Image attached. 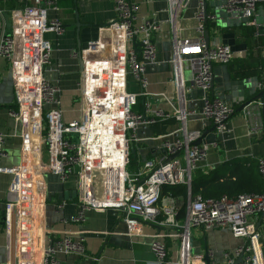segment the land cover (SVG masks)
Here are the masks:
<instances>
[{
    "label": "built area",
    "instance_id": "1",
    "mask_svg": "<svg viewBox=\"0 0 264 264\" xmlns=\"http://www.w3.org/2000/svg\"><path fill=\"white\" fill-rule=\"evenodd\" d=\"M185 1L167 0V21L173 35L171 64L177 77L179 104L171 112L160 107L153 109L148 100L143 101L140 111L134 109L137 97L151 98V93L147 91L145 65L156 59L155 35L161 30L160 20L153 15L138 16L135 0H113L115 19L100 25L98 37L82 49L83 71L78 86L83 100L85 68L92 60L91 54L100 47L101 53L103 49H108L110 53L109 45L114 38L121 41L119 46L123 50L120 106L125 107V111L119 130L108 134L112 147L99 153V148L94 150L93 147L101 145L102 140L93 141L98 136L90 132L92 120H89L88 112L92 115V110H86L83 101L79 118L64 121L59 107L61 90L43 75L44 66L50 62L52 52L50 42L44 38V31L61 35L65 30L59 18H48L47 10L55 9L57 0H17L20 8L10 12L9 30L0 31V57L7 59L10 64L15 94V109L10 111V115L19 121L22 139L20 160L13 170L0 215L7 241V261L0 264H65L58 259V254L86 255L83 234L46 228V184L43 177L47 173H53L60 183L72 175L75 177L76 211L61 217L59 221L62 223H84L87 210L112 208L120 211L128 235H132L143 222L164 224L174 229L168 235L180 240L179 258L174 264H206L203 253L192 251L193 228L209 230L227 227L231 235L242 239V243L233 251L224 253L225 263L264 264L259 231L253 221L264 212V188L259 192L239 193L235 197L224 194L218 199L188 196V189L191 190L194 173L200 163L210 149L219 147L217 136L230 131L228 120L235 106L211 94L214 77L212 64L228 63L233 58L230 46L220 39L205 42V22L208 20L213 24L217 20L216 13H208L204 9L206 0H196V35L193 38L180 37L175 24ZM257 5L264 6V0H224L218 8L233 14L236 19L248 18L245 24L251 26L255 24L253 14ZM101 53L95 60H105L106 55ZM72 56H78V52L74 51ZM185 61L191 66L190 88H197L202 93L201 106L197 111L188 109L184 104L188 89L182 76V63ZM127 76H131L140 88L139 93L127 90ZM255 108L252 103L243 108L245 118L251 120ZM191 115L199 116L203 123L200 129H188L187 119ZM171 119L177 123L171 132L157 137L138 135L140 127ZM209 125L214 126L215 142L195 144L194 141ZM258 125L252 126L250 134L256 132ZM5 138L0 132V161L7 156L3 146ZM143 139L158 141L153 147L158 154L141 159L137 166L131 168L129 142L137 145ZM161 149L164 151L162 154ZM174 154L177 155L170 157ZM257 159L258 171L264 182V157ZM31 182L42 185L44 194L41 201L31 199L33 191L28 187ZM164 185H184L186 203L171 194H161ZM63 206L64 202L57 204L58 209ZM180 210L182 216L178 218ZM32 217L39 218L42 223L38 242H33L25 249V254H17V249L12 253L11 234L17 232L14 240L18 244L24 230L32 227L29 221ZM148 246L157 262L163 264L167 259L165 240L154 237ZM207 255L211 256L209 251Z\"/></svg>",
    "mask_w": 264,
    "mask_h": 264
},
{
    "label": "crops",
    "instance_id": "2",
    "mask_svg": "<svg viewBox=\"0 0 264 264\" xmlns=\"http://www.w3.org/2000/svg\"><path fill=\"white\" fill-rule=\"evenodd\" d=\"M138 4V16L148 17L153 15L155 19L160 20V31L155 35V44L157 48L156 59L152 63L145 65V75L148 81L147 91L151 93L150 97H137L135 106L136 111L142 109V103L145 100L150 101L152 108H163L167 112L174 110V106H178V85L176 84V73L172 67V29L167 21L169 12L167 10V0H135ZM219 0H207L206 9L208 13L215 12V2ZM196 0H187L180 7L179 15L175 26L178 29L180 37L193 38L196 35L195 11ZM20 8L17 0H0V14L9 13ZM254 10V16H259L261 26L264 27V6L257 5ZM48 18H59L65 25V30L61 35L55 32L44 31V38L50 42L51 58L50 62L44 66L43 75L55 83L60 88V105L64 121L78 119L81 113V89L78 83L81 79V71L78 66V57L72 56L74 51L82 50L89 41L98 37V28L102 24H106L115 19L116 13L113 9V0H57L55 9H48ZM2 16V15H1ZM11 16V14H10ZM1 21L0 31H8L6 27L7 21L3 17ZM140 20V18H138ZM219 18L214 22L215 26L209 32V40L220 39L223 43L230 46L233 52V58L228 63H214L213 83L211 94L218 95L227 103L235 106L233 115L228 120L229 132L217 136L220 142L219 147L210 149L206 158L200 163L198 172L207 173L217 167L222 166L223 172L231 170L237 166V158L264 157V94L261 100H256L252 104L254 109L251 120L245 118L243 110H237L240 101L233 95L232 81L240 80L243 84L250 85L254 81L256 91L264 89V44L252 45L251 48L246 46L243 40L242 27L245 19H235L232 24L218 23ZM10 24V17L8 19ZM76 22L79 23L77 30ZM233 27V29H232ZM256 34L264 37V33ZM232 29V30H230ZM239 41H238V40ZM241 39V40H240ZM121 41L117 38L110 43V53L108 49L104 51L101 47L91 54L92 60L88 62L86 69L84 106L88 112L89 120L91 119V127L100 123L102 115L110 116L119 112L125 107L121 105V59L122 49L119 46ZM252 43V42H251ZM101 53L106 55L104 59L95 60ZM100 55V56H101ZM262 60L257 63L258 66H251L256 60ZM243 60V62H242ZM252 63L251 65H249ZM244 65L242 76L234 75L231 71L233 65ZM240 68V66H235ZM182 76L185 85L189 89L191 66L187 61L182 63ZM102 75L108 78L103 79ZM100 78H99V77ZM252 81V82H251ZM125 87L132 93H139L140 88L136 85L131 76H127ZM186 91L184 104L190 110H195L201 106L199 89H191ZM89 98L87 102L86 98ZM15 109V94L13 89L12 71L7 59L0 57V132L6 138L4 147L7 156L0 161V215L3 212L9 182L12 177L13 170L17 168L20 160L22 139L20 137V123L10 115V111ZM188 129L197 130L203 125L198 115H191L187 119ZM258 125L256 132L250 134L253 125ZM177 127L174 120L159 121L156 124L140 127L138 135L140 137L159 136L171 132ZM209 125L207 128H210ZM204 129V130H205ZM91 134H95L93 141L100 138L101 145L93 147L99 153L110 149L108 137L115 132L112 129L106 130H90ZM158 141L143 139L137 145V154L139 158L137 163L147 155L154 156L158 151L153 149ZM164 151L161 149L160 153ZM159 153V154H160ZM137 163L135 166H137ZM225 165V166H224ZM25 178V176H24ZM23 178V180H24ZM26 181V178H25ZM46 205L44 209V221L47 229L58 231H75L80 232L86 239V255L79 257L73 254L61 255L60 259L65 264H159L156 256L150 250L148 243L154 237L163 239L167 246V259L163 264H174L179 258L180 240L177 237L170 236L174 229L164 224L159 225L151 222H143L138 226L132 235L127 234L125 221L122 219L120 211L106 208L105 210L89 209L85 214L84 223L59 221L61 217L73 214L76 211V182L72 175L65 182L60 183L53 173H47L46 180ZM33 191L31 199L33 201H41L44 192L43 187L39 183H30L28 187ZM41 188V189H39ZM64 202L63 208L58 209L57 204ZM22 215V214H21ZM20 215V218H21ZM19 218V219H20ZM30 229L24 230L23 238L17 244V254H25L33 242H38L37 237L40 235L42 223L37 217L29 219ZM255 227H257L260 235L261 250L264 255V215H258L253 219ZM40 222V225L38 224ZM12 236V234H11ZM11 238V237H10ZM192 251L203 253L208 257L209 262L206 264H226L225 252H231L242 243L241 238H235L231 235L229 228L219 227L216 229H199L191 230ZM6 235L2 223L0 222V263L6 260ZM12 241H10V244ZM24 250H23V249ZM209 251L210 257L207 255Z\"/></svg>",
    "mask_w": 264,
    "mask_h": 264
},
{
    "label": "trees",
    "instance_id": "3",
    "mask_svg": "<svg viewBox=\"0 0 264 264\" xmlns=\"http://www.w3.org/2000/svg\"><path fill=\"white\" fill-rule=\"evenodd\" d=\"M205 28L211 32L215 23L210 21L205 22ZM217 27V26H216ZM243 40H241L249 48L252 45L264 44V37L256 34V28L254 25L251 26H241ZM233 29V27H232ZM230 29V30H232ZM238 40V39H237ZM239 41V40H238ZM252 42V43H251ZM262 62V60H256L255 63H250L249 65L256 67L257 63ZM243 62V60H242ZM235 66H240L236 68ZM244 65L234 64L231 71L234 72L236 76H242L244 72ZM149 155H147L148 157ZM139 158L137 150L135 153L129 156L130 167H135L137 159ZM237 166L233 167L231 170L223 172V165L208 171L207 173L198 172L195 173L192 184H191V196H201L202 198H213L218 199L221 195H227L228 197H235L239 193H252L262 191L264 188L263 179L258 171V159L250 157H239L237 158ZM225 166V165H224ZM161 194H171L175 199L185 204L186 199V188L184 185L180 186H169L164 185ZM182 216V210L177 214L179 218Z\"/></svg>",
    "mask_w": 264,
    "mask_h": 264
},
{
    "label": "water",
    "instance_id": "4",
    "mask_svg": "<svg viewBox=\"0 0 264 264\" xmlns=\"http://www.w3.org/2000/svg\"><path fill=\"white\" fill-rule=\"evenodd\" d=\"M223 2H224V0H219V1L215 2V7H216L215 13H216L217 18H219L218 23H225V24L230 23V24H232V22L236 19L234 17V15L233 14L231 15V14L223 11V9L218 8ZM206 3H207V0L204 1V4H203V7L205 10H206ZM1 17H3L4 20L7 21L6 27H9L10 24L8 22V19L10 17V14L7 12L0 14V27H1V21H2ZM247 20H248V18H245V21H247ZM241 21L243 22L244 19H241ZM254 23L256 24L258 33L263 34L264 33V27L261 26V19L259 18V16H254ZM75 26L77 27V30H78L79 23L76 22ZM204 37H205V42L208 43L209 32L207 29L204 32ZM77 44H78V56H77L78 57V66H79V69L82 73V71H83V69H82L83 68V59H82V55H81L82 50L79 49V41L77 42ZM256 82L257 81H254L250 85L246 86L240 80L234 79V81H232L233 95H235L236 98H238V101H240V103H241L240 106L237 108V110L240 111L243 108H245L247 105L253 103L254 101L262 99L263 94H264V89L256 91V85L258 84ZM213 130H214V126H211L210 128L202 131L201 136L199 138H197L196 141H194L195 144H197V143H205V144L214 143L216 138H215V135L213 133ZM129 143H130V153L133 154V153H135V150H136L135 144L132 142H129ZM176 155L177 154H174L170 157H174ZM46 177H47V174L44 175L43 179L46 180ZM190 195H191V190L189 188L188 189V196H190ZM261 215H264V212ZM205 261H206V263L209 262V259L207 256H205Z\"/></svg>",
    "mask_w": 264,
    "mask_h": 264
},
{
    "label": "bare ground",
    "instance_id": "5",
    "mask_svg": "<svg viewBox=\"0 0 264 264\" xmlns=\"http://www.w3.org/2000/svg\"><path fill=\"white\" fill-rule=\"evenodd\" d=\"M99 77V76H98ZM100 78V77H99ZM102 78H108L106 75H102ZM87 89L84 90L86 92ZM87 102L89 101V98H86ZM125 109H121L119 112H116L113 115L106 116L102 115V118L100 119V123L96 124L95 126L91 127V130H106V129H112L115 132L119 130V127H121V121L124 115Z\"/></svg>",
    "mask_w": 264,
    "mask_h": 264
},
{
    "label": "rangeland",
    "instance_id": "6",
    "mask_svg": "<svg viewBox=\"0 0 264 264\" xmlns=\"http://www.w3.org/2000/svg\"><path fill=\"white\" fill-rule=\"evenodd\" d=\"M84 98V97H83ZM83 99H81V96H80V103H81V105H83ZM136 149H137V146H136ZM132 168V167H131ZM195 174V173H194ZM14 232V234L12 235V245H11V251H12V253H15V251H16V247H17V241H15L14 240V235H16L17 234V232L16 231H13Z\"/></svg>",
    "mask_w": 264,
    "mask_h": 264
}]
</instances>
